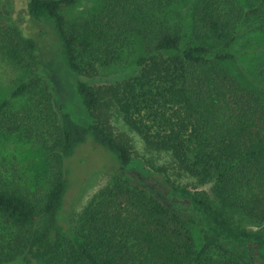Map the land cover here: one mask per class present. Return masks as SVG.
<instances>
[{
    "label": "trees",
    "instance_id": "obj_1",
    "mask_svg": "<svg viewBox=\"0 0 264 264\" xmlns=\"http://www.w3.org/2000/svg\"><path fill=\"white\" fill-rule=\"evenodd\" d=\"M77 1L27 6L52 21L66 67L84 80L76 119L35 78L36 43L0 14V56L26 73L0 103V127L44 163L36 187L0 178V264H264V63L251 84L230 64L242 23L264 36V0H194L185 22L178 0H103L66 18ZM130 62L133 73L100 76ZM112 122L160 160L135 156ZM88 137L122 172L108 173L67 228L65 162Z\"/></svg>",
    "mask_w": 264,
    "mask_h": 264
},
{
    "label": "rangeland",
    "instance_id": "obj_2",
    "mask_svg": "<svg viewBox=\"0 0 264 264\" xmlns=\"http://www.w3.org/2000/svg\"><path fill=\"white\" fill-rule=\"evenodd\" d=\"M194 0H178L173 14L182 13L186 21V10ZM29 0H0V14L5 16L7 25L15 27L23 37L29 38L36 43L41 55V65L35 71V78L44 80L49 85L50 91L56 96V104L59 110L65 105L76 119L80 115V104L76 94V80H83L70 71L63 60L61 45L55 27L50 19L33 20L27 12ZM103 0H78L73 6L65 8L62 13L71 19L84 16L98 10ZM7 20V21H6ZM239 35L233 44L231 52L236 61L231 63L233 69L242 81L251 84L255 78L258 67L264 63V36L254 23H242L239 26ZM111 67L100 70V76L104 81L119 79L125 72L133 73L131 62L123 67ZM26 73L14 67L0 56V103L8 98L14 85L23 80ZM99 80V79H98ZM84 81V80H83ZM59 97H62L60 100ZM113 123V122H112ZM116 131L128 134L126 129L118 122L113 123ZM129 135V134H128ZM135 144V156L141 157L145 163L157 162L161 155L146 152L141 147L138 139L129 135ZM67 170L68 190L65 195L63 210V222L67 228L72 227L77 221L84 206L91 197L108 183L111 174H120L121 166L108 150L97 145L91 137L81 144L74 154L65 162ZM44 163L41 155L28 148L19 137L8 134L5 128L0 127V178L16 177L28 182V186H37L42 182L41 176ZM127 176V175H126ZM174 179L180 184L194 185L191 179L177 172ZM130 180V178H129ZM208 191V186L198 187ZM236 219L241 220L236 216ZM4 224L0 220V230ZM264 232V229H263ZM196 237L198 231L194 230ZM20 264V263H19Z\"/></svg>",
    "mask_w": 264,
    "mask_h": 264
}]
</instances>
